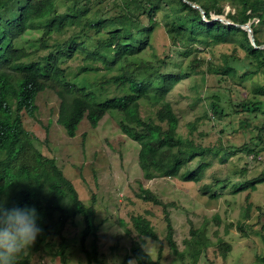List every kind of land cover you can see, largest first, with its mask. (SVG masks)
<instances>
[{"label":"trees","instance_id":"16d2710c","mask_svg":"<svg viewBox=\"0 0 264 264\" xmlns=\"http://www.w3.org/2000/svg\"><path fill=\"white\" fill-rule=\"evenodd\" d=\"M58 1L0 0V202L9 208L34 206L38 211L42 232L17 264H34V257L56 237L62 238L57 255L62 264H69L63 233L78 216L85 222L81 244L88 264H106L99 247L104 222L95 196L86 203L57 159L39 150L25 115L36 117L37 99L47 90L59 97V122L72 137L83 120L97 127L107 114L119 113L121 130L140 144L139 164L145 179L200 181L212 164L209 157L218 158L217 152L192 137L196 121L189 123L191 136L179 132V117L167 97L198 71L201 63L193 55L201 48L230 43L235 53L220 65L211 62L207 69L222 84L230 83L221 84L208 98V113L220 120L238 117L239 131L249 135L244 149L264 156V101L250 100L246 90L245 97L240 94L250 79L264 78V49L256 48L248 32L234 25L252 22L256 44L263 45L264 0H233L235 13H226L224 0H189L200 5L206 17L184 0H62L64 11ZM213 13L234 24L213 20ZM161 31L171 40L168 47L178 50L177 56L160 52ZM190 57L187 67L179 62ZM252 92L264 96V83H254ZM142 101L156 104L157 110L144 117ZM229 155L219 161L225 164ZM233 183L218 179L205 188L212 197L255 191L264 183V170L251 180ZM140 198L164 208L166 240L176 259L186 264L189 257L198 264L211 245L207 225L192 226L186 250H180L168 211L171 204L145 188ZM246 200L250 209L251 192ZM132 220L140 238L159 240L147 216ZM219 250L226 256L231 245L221 241ZM161 255L162 248L154 259L142 240L134 239L128 257L137 264H162ZM247 264H264V254Z\"/></svg>","mask_w":264,"mask_h":264},{"label":"rangeland","instance_id":"374dc122","mask_svg":"<svg viewBox=\"0 0 264 264\" xmlns=\"http://www.w3.org/2000/svg\"><path fill=\"white\" fill-rule=\"evenodd\" d=\"M58 5L60 11L66 9L64 1H58ZM223 5L227 11L229 7H233V0H224ZM212 16L231 21L214 13ZM160 35V52L166 51L177 56L178 50L172 45L168 47L171 40L162 31ZM67 36L64 35L65 38ZM260 36L264 41V27ZM233 53L235 46L230 43L201 48L193 55L201 63L198 71L179 83L167 97L179 117V132L184 136H191L188 134L189 123L196 121L197 130L192 137L205 147L215 148L214 152H217L218 158L209 157L208 161L212 164L200 181H183L177 178L145 179L139 164L140 144L121 130L119 113L107 114L97 127H93L88 119L83 120L76 135L72 137L59 122V97L53 91L47 90L37 99L36 117L25 115L27 129L32 132L39 150L57 159L59 166L75 183L86 203L95 196L99 217L104 222L99 232V247L106 264H137L128 257L134 239H141L144 248L154 259L159 258L162 248V264H181L166 240L164 208L140 198L143 188L151 190L164 202L171 204L168 211L180 250H186L185 240L190 238L192 226L201 228L207 225L211 245L198 264H247L255 261L258 255L264 254V183L258 185L255 191L225 192L217 197H212L211 192L205 188L206 185L216 183L218 179H228L232 184L236 181H248L264 170L263 154L256 157L244 149L249 135L245 136L239 131V118L220 120L208 113V98L222 84L218 76L207 71L208 66L211 62L222 64ZM239 55L244 56L241 49ZM191 58L181 59L179 62L187 67ZM254 83L263 84V76L257 75L246 82V87L242 86L244 90L240 87V94L245 97L246 90L250 100L264 101L263 95L255 96L252 92ZM225 85L230 86V83L223 82L222 86ZM157 108L152 102H141L144 117L153 114ZM225 153L230 155L223 164L219 157ZM196 164L197 161L193 165ZM249 192L252 204L250 209L246 200ZM137 215H145L152 221L159 240L138 236L132 220ZM84 228L85 222L78 216L68 223L63 233L69 264H88L81 244ZM221 241L231 245L226 256L219 250ZM61 244L62 238L51 239L34 257V264H62L60 256L57 255ZM86 244L90 247L92 239H87ZM186 258V264H192V260Z\"/></svg>","mask_w":264,"mask_h":264},{"label":"clouds","instance_id":"9594fccd","mask_svg":"<svg viewBox=\"0 0 264 264\" xmlns=\"http://www.w3.org/2000/svg\"><path fill=\"white\" fill-rule=\"evenodd\" d=\"M34 206L9 208L0 202V264H17L22 252L31 248L42 232Z\"/></svg>","mask_w":264,"mask_h":264},{"label":"water","instance_id":"95a60500","mask_svg":"<svg viewBox=\"0 0 264 264\" xmlns=\"http://www.w3.org/2000/svg\"><path fill=\"white\" fill-rule=\"evenodd\" d=\"M184 1L188 2L194 8L199 9L202 12L203 16L206 17L205 11L200 5H198L196 3H193V2H191L189 0H184ZM213 20H220V21L224 22L225 24H229V25H233L234 24L232 21H229V20H227L226 18H223V17H214ZM234 25L239 26V27H241L242 29H244V30H246L248 32L250 41L256 48L264 49V44L261 45V46H258L256 44L255 35H254V32H253L251 23H247V24H244V25H239V24H234Z\"/></svg>","mask_w":264,"mask_h":264},{"label":"built area","instance_id":"2783aa9c","mask_svg":"<svg viewBox=\"0 0 264 264\" xmlns=\"http://www.w3.org/2000/svg\"><path fill=\"white\" fill-rule=\"evenodd\" d=\"M229 12H232V13H235V10H233L231 7H229L226 11V13H229Z\"/></svg>","mask_w":264,"mask_h":264}]
</instances>
